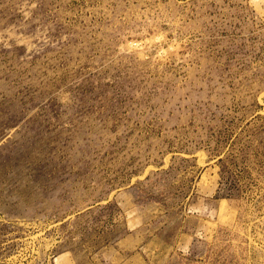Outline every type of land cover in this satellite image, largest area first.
Masks as SVG:
<instances>
[{
  "label": "rangeland",
  "instance_id": "1",
  "mask_svg": "<svg viewBox=\"0 0 264 264\" xmlns=\"http://www.w3.org/2000/svg\"><path fill=\"white\" fill-rule=\"evenodd\" d=\"M0 264H264V0H0Z\"/></svg>",
  "mask_w": 264,
  "mask_h": 264
}]
</instances>
